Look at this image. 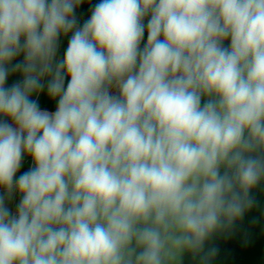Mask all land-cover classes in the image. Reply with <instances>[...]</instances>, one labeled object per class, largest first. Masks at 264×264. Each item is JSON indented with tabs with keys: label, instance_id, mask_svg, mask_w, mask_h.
<instances>
[{
	"label": "clouds",
	"instance_id": "1",
	"mask_svg": "<svg viewBox=\"0 0 264 264\" xmlns=\"http://www.w3.org/2000/svg\"><path fill=\"white\" fill-rule=\"evenodd\" d=\"M84 2L0 0V264H212L264 184V0Z\"/></svg>",
	"mask_w": 264,
	"mask_h": 264
},
{
	"label": "trees",
	"instance_id": "2",
	"mask_svg": "<svg viewBox=\"0 0 264 264\" xmlns=\"http://www.w3.org/2000/svg\"><path fill=\"white\" fill-rule=\"evenodd\" d=\"M95 0H85L77 9V17L83 22L90 16ZM67 41L61 43L60 55L62 56ZM17 76H11L8 83L11 84ZM42 106L51 107L46 100L41 98ZM30 166L25 161L24 169ZM252 195L256 199V205L238 221L233 229L226 233H220L213 237L212 247H217L219 252L212 264H264V184L257 187Z\"/></svg>",
	"mask_w": 264,
	"mask_h": 264
},
{
	"label": "crops",
	"instance_id": "3",
	"mask_svg": "<svg viewBox=\"0 0 264 264\" xmlns=\"http://www.w3.org/2000/svg\"><path fill=\"white\" fill-rule=\"evenodd\" d=\"M95 1H98V0H95ZM10 207L14 208V203L12 205H10ZM212 242H213V238L209 242L206 243V245H205L206 249L208 247H212ZM183 264H198V262L193 260L190 255H185V257L183 259Z\"/></svg>",
	"mask_w": 264,
	"mask_h": 264
},
{
	"label": "rangeland",
	"instance_id": "4",
	"mask_svg": "<svg viewBox=\"0 0 264 264\" xmlns=\"http://www.w3.org/2000/svg\"><path fill=\"white\" fill-rule=\"evenodd\" d=\"M82 23V22H81ZM29 163H30V161H29Z\"/></svg>",
	"mask_w": 264,
	"mask_h": 264
}]
</instances>
